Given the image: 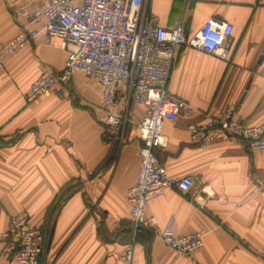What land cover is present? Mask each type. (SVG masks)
Returning a JSON list of instances; mask_svg holds the SVG:
<instances>
[{
	"label": "crops",
	"instance_id": "1",
	"mask_svg": "<svg viewBox=\"0 0 264 264\" xmlns=\"http://www.w3.org/2000/svg\"><path fill=\"white\" fill-rule=\"evenodd\" d=\"M7 1L0 0V44L20 30ZM144 8L187 37L210 18L232 25L227 59L177 48L167 90L194 112L163 123L167 144L155 154L170 176L194 183L184 194L166 190L145 208L159 228L173 220L177 235L202 231L203 245L187 259L152 229L132 230L126 191L137 176L140 141L133 126L122 142L106 136L95 80L75 72L67 96L24 100L43 67L57 72L66 60L58 39L41 36L0 62V231L11 215L28 212L44 235L39 264H124L130 243L139 264H264V189L257 186L264 150L249 151L239 137L201 148L187 129L226 107L239 122L264 123V0H145ZM144 111L131 104L129 116L138 121ZM4 246L0 264H17Z\"/></svg>",
	"mask_w": 264,
	"mask_h": 264
},
{
	"label": "built area",
	"instance_id": "2",
	"mask_svg": "<svg viewBox=\"0 0 264 264\" xmlns=\"http://www.w3.org/2000/svg\"><path fill=\"white\" fill-rule=\"evenodd\" d=\"M144 2L8 0L7 7L20 22V30L0 44V62L36 36L47 43L54 38L60 41L66 51L64 66L57 72L43 67L24 93V100L31 102L45 93L67 96L66 86L75 72L95 80L101 89L99 121L105 127L106 136L122 142L126 127L133 126L140 141L137 176L126 191L132 230L150 228L165 245L190 259L203 245L204 233L177 235L173 231V220L159 228L154 219L145 214L151 198L169 189L184 194L194 183L190 176H170L155 154L156 149L167 144L163 123L194 112L188 102L169 93L167 81L180 46L227 59L225 41L232 32V25L210 18L187 37L181 26L165 29L157 15L146 11ZM40 21L43 22L39 26ZM131 104L145 108L138 121L129 116ZM187 129L191 140L201 148L215 138L239 137L249 151L264 150V123L239 122L233 117L231 107L201 124L189 123ZM257 186L264 189V179L257 181ZM200 189L210 195L207 188ZM29 219L28 212L20 211L10 216L7 230L0 231L5 253L11 254L17 264H39L44 251L43 232L40 227L31 226ZM123 253L124 264H139L134 260L132 243L125 245Z\"/></svg>",
	"mask_w": 264,
	"mask_h": 264
},
{
	"label": "trees",
	"instance_id": "3",
	"mask_svg": "<svg viewBox=\"0 0 264 264\" xmlns=\"http://www.w3.org/2000/svg\"><path fill=\"white\" fill-rule=\"evenodd\" d=\"M64 195V193L61 195V196H63ZM60 197V196H59Z\"/></svg>",
	"mask_w": 264,
	"mask_h": 264
}]
</instances>
